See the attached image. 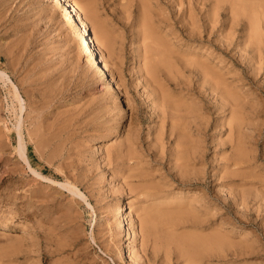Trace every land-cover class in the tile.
Masks as SVG:
<instances>
[{"label":"rangeland","instance_id":"rangeland-1","mask_svg":"<svg viewBox=\"0 0 264 264\" xmlns=\"http://www.w3.org/2000/svg\"><path fill=\"white\" fill-rule=\"evenodd\" d=\"M71 1L80 8L91 4L97 21L108 30L110 55L95 40L94 20L80 11L99 61L107 63L112 88L94 75L97 64L87 62L78 40L81 29L70 30L60 2L0 0V68L24 105L20 112L14 86L0 78V264H133L127 250L137 264H191L175 242L156 244L140 231V215L159 206L147 196L152 191L175 204L182 197L196 200L195 207L206 218V226L197 232L230 238L232 248L205 250L202 264H264V41L256 49L264 39L250 38L256 18L252 12L261 17L264 0ZM137 7L148 10L152 25L182 57L173 58L174 71L161 72L157 81L144 65V10ZM193 59L229 82L242 109L240 136L250 161L238 176L229 172L231 166L224 167L236 142L226 123L230 104L217 106L219 96L212 94ZM173 107L195 136L192 151L190 138L185 141L191 156L183 166L171 159L174 138L167 128L161 130ZM238 111L233 113L239 116ZM18 119L23 121L30 164L15 148ZM40 134L47 143L39 144ZM66 175L85 199L61 185ZM119 210L135 234V245L130 235L119 234ZM177 229L195 230L191 224ZM241 240L248 246L245 250L240 249ZM113 241L122 260L110 251Z\"/></svg>","mask_w":264,"mask_h":264},{"label":"bare ground","instance_id":"bare-ground-1","mask_svg":"<svg viewBox=\"0 0 264 264\" xmlns=\"http://www.w3.org/2000/svg\"><path fill=\"white\" fill-rule=\"evenodd\" d=\"M55 1L58 4L60 2V4L63 5V10H64V14H65V17H64L63 21L69 26L70 30L71 31H78V29H81V31H79V34H78V40L81 43V45H83V52H84V55H85V57L87 59V62L89 64H91L92 62H95V64H97L96 65L97 68L94 70V75L97 76V79L99 81L101 80L103 82H107V86H109L110 88L114 87L115 85H114L113 80L107 74V71L105 70L107 63L104 60L103 61L105 63L103 61H99L98 52L96 51V48H95L94 38L91 35L90 29L86 26V24L84 23L85 21L82 20V17H81L82 14H81L80 11L83 10V12H85V14H86V16L88 18L91 17L94 20V22H93L94 23L93 24V30L92 31H93V34L95 36V40L97 41V43H99L100 46L106 48V51L110 55V53H111V48L110 47L111 46L109 45V39H108V35H107V31L108 30L106 31L105 27L103 26L104 24L102 23V21L101 22L100 21H97V18L95 16V14H96L95 13V8H93V6L91 4H89V3H87L86 5L84 4V7L81 6V8H84V9H81L80 6H78V5H80V4H78V2L75 3V2H72L71 0H55ZM240 1H242V0H240ZM117 3H118V1H117ZM144 3H145V1H144ZM140 5L142 6V4H140ZM145 5H143V6H145ZM143 8H141V9L138 8V9L141 10L140 11L141 13H143V12L145 13V11H146V9H143ZM234 8L236 9V7H234ZM241 8H242V5H241ZM252 8H254V7H252ZM260 8H263L262 9V15H261L262 18L259 17L260 15L259 16H254V14L257 13V12H252L253 13V17H256V18H254V20L253 19L251 20V25H252L251 27L253 28L251 30L252 31L251 32V35L253 37L250 35L251 36L250 38L251 39L253 38V40H255L257 42L258 41L260 42L261 39H264V38H262V37H264V33H263L264 32V1L263 2L261 1ZM147 11H146L147 15H144V13L142 15L143 16L142 24L145 25V26H143V27H145V29H143V31H144L143 32V35H144L143 36V55H144V59L143 60H144V65H145V67L147 69V74L152 79H154V80L157 81V77L159 79V77H160L159 74L161 72L162 73L165 72L166 75H167V72H168V74L170 75L171 73H169V72L172 71L173 68H175V67H173L175 65V63H174L175 61L174 60L175 59L182 58V57H180L179 53H177L176 50L175 51L172 50L174 48V46H173V48H170L172 46L170 45L171 43L169 44L168 39L166 41V37L165 36H164L165 39H163V37H162L163 34H160L161 32L158 31V29H156L157 27L155 28L152 25V24H154V21H153L152 17H151V21H150V19H149L150 15H149V13ZM236 11H238V8H237ZM242 11H244V8H243ZM252 11H253V9H252ZM255 11H257V10H255ZM140 14H139V16H140ZM148 15H149V17H148ZM257 15H258V13H257ZM258 17L262 20V22L260 21V19ZM141 19H142V17H141ZM82 30H83V33H82ZM254 37H256V38L254 39ZM263 41L264 40H262V42H260V43H256L257 44V47H256L255 42L252 41L253 44H255V46L252 47V48L253 49L255 47H256V49L259 48L258 46H260L263 43ZM256 49L254 51H256ZM173 58H174V60H173ZM193 60H195V59H193ZM193 60H191V61H193ZM100 62L101 63L103 62V64H101ZM173 63H174V65H173ZM194 63H196V64H194L195 67H196V65H199L198 68L196 67L199 70V72H200V68H201V71H202L201 72V74H202L201 77L205 78L206 79V82H207V79H208V82L207 83H210L208 85L211 86L209 88H212L211 89L212 90V94H213V92H215V94L217 93V95L219 96L218 98H220V99H218V100L220 101V103H218V104L216 103L217 106L222 107V108H225L224 106H226L227 104H230V108H231L232 112L230 113V115H231L230 118H228L229 119L228 120L229 122L226 121V123L230 124L229 125V128H230L229 133H230V135H232V133L235 132V134H236L235 135V141L236 142H234V144H232V145H234V146H232V147H234V150H233L234 152H232V154L230 156H226V158H225L227 160V164H226L227 166H225V164H224V167L227 169V168H229L231 166V168H229V170L230 169H232V170L229 171V172L230 173L231 172L236 173V175H237V173L239 172V170H241L240 168H242V166H244L243 164H245L248 161H250V160H248L246 158V155L248 156V154H246L247 153V151L245 150L246 148L245 147L243 148V145L244 144H242L243 143V140H241V136H240V134H242V132L244 131V130L241 131V128L244 125V123H242V122H245V120L243 121V119H242L243 118L242 117L243 116V113L241 112L242 109L239 110V108H238L239 106L237 105V102L235 101L236 100V97L234 98L232 96V94H231L232 90H230L231 88L228 89V87H230V85H228L229 82H228V84L225 83V81H223V80H226V79H224L223 76L221 77V75H220V77H218L216 75L218 73H216L215 70L212 71L211 70L212 68H209L207 66V63L204 62L205 63L204 64V63L200 62L199 59L197 61L195 60ZM206 67H208L209 69L207 70ZM209 70H211L212 72L215 71V73L212 74L211 71L209 72ZM165 73H163V74L165 75ZM0 78H2L4 81H7V82L10 81L12 83V87L14 86V89L13 90H15L14 93H15L16 98H18V100L20 101L19 103H20V109H21L20 112H21L23 110V108H24V105H23V98H22V96H21L18 88L16 87V85L10 79L8 73L5 72L4 70H2L1 68H0ZM204 82H205V80H204ZM204 82H203V84H205ZM167 96H169V93H167ZM166 99H167V102L171 100L169 98H166ZM233 100L235 102H233ZM167 105H168V103H167ZM172 105H173V103L171 104V107H172ZM163 106H164V103H163ZM241 107L242 106H240V108ZM25 108H26V106H25ZM151 108H152V106H151ZM173 108L175 109L176 113L174 111H172V110H174ZM173 108H172V110H170V112H168V113L166 112L167 114H165V115L166 116H170V117H168V120L167 121H166V119H164L166 116L163 118V120H162V129L161 130L164 131V127L167 128V130H169V136L174 138L173 139V142L175 141V145L174 144L173 145L175 146V148H174V146H173V148L175 149V151L172 152V154H171L172 158L171 159L174 160V162L177 163V164H179L180 166H183V165H185V162L186 161L187 162H188V160L190 161V156L191 155L188 154V153H191L192 149H194L196 147V145H195L196 143L192 139L195 136L194 135L192 136V134L188 132L189 131L188 124H186V122L184 123V121H182V117L180 116L181 114H179L178 109L175 108V107H173ZM235 109L237 111L239 110L241 112V113H239V116L233 113V112H235ZM238 112H237V114H238ZM20 114H19V116H20ZM176 114H178L179 116H177ZM23 116L25 117V115H23ZM23 119H25V118H23ZM224 121H225V119H224ZM166 122H167V126L165 125ZM96 123L98 125V122H96ZM222 123H223V121H222ZM15 129H16V135H17V140H18V143H16V146H15L16 151L18 152V154L22 158H24L30 164V161L28 160V156L26 155L27 143H26L25 135H24V131H23V121L22 120H19V122L16 125ZM39 129L38 130L36 129V131H40L41 130V129L40 130ZM129 131H130V129L128 130V132ZM132 131H130V133ZM29 132H30V130H29ZM35 132L33 130L32 133L31 132L30 133L31 134H33V133L35 134ZM37 133H36V136L38 137L39 134L37 135ZM40 135L42 137L41 138L39 137L40 140L38 139L39 140V144H41V143L42 144L47 143V139L42 134H40ZM242 135L244 137V134H242ZM36 136H35V138H36ZM129 137L130 136H128V138ZM31 138H33V137H31ZM35 138L33 139L34 141L36 140ZM129 139H131V138H129ZM187 139H189V141H191V143H189V146H190V150L191 151L188 150L189 147L187 148L185 146V141ZM231 139L232 138H230V140ZM233 139L231 141H233ZM39 144H38V141H37V143H35V146H37L38 149H40L39 148ZM38 149H37V151H38ZM45 151H46V149H45ZM43 153H44V151H43ZM43 153L41 151V155ZM193 153H192V155H193ZM42 156H44V155H42ZM65 159L63 161V164H64V162L66 163V160ZM52 161L53 160H51V162ZM59 163H61V161ZM186 164H188V163H186ZM247 164H249V163H247ZM66 165H68V164H66ZM70 165L71 164H69V166ZM59 166H61L60 167L61 170H64L63 169V165H59ZM129 166L132 167L131 164H129ZM232 166H235V167L232 168ZM31 168L34 171V173H37L38 175L43 176L45 178H49V177L44 176L43 174H41V172H38L37 171V168H34L33 166H31ZM236 168H237V170H236ZM243 170H246V168L243 169ZM62 172L64 173V171H62ZM233 173H232V175L234 177L235 174H233ZM239 175H242V174H239ZM243 176L245 177L246 175H243ZM58 182L60 183V181H58ZM58 182H56V183H58ZM61 185L64 186V188H66L67 190L69 189L68 191H71L74 194L73 196L77 195L78 197H81V198H84V199L86 198L85 195L77 188L78 186L76 187L75 184L70 180V177L68 175H66V181L63 182V183H61ZM145 192H146V190H145ZM240 192H241V190H240ZM257 195H258V193H257ZM147 196H150L152 202H155L156 201L157 204H159V206H156L155 208H152L151 210H148L144 214L143 217L140 215V219H141V223H139V224H141V230L140 231L141 232H145L146 233V236L148 238L152 239L154 241V243L158 244V243H160V241H163V240H165L166 243L167 242L168 243L175 242L178 246H180L182 248V252H183L182 255H184L186 257V260L189 263H191V264H202L201 258L204 256V251L207 250V249L214 250V252L215 251H218L220 253V251H222L223 249H225V247L226 248L228 247V249L229 248H232L231 246H233V243L230 241V238L227 235H224V234H221V233H212V231L209 232V233H206V232L205 233H200V232L198 233L197 232L198 231L197 229H200V228H203V227L206 226V220H205L206 218H202L199 210L195 207V204L197 202L196 200L189 199V198L185 199V198L182 197L180 199V201L175 204V203H173V200L167 201V200H164L165 199L164 197H161L160 198V195L158 193H156V192H153V191L151 193L148 192V195ZM243 196H245V194ZM128 203L129 202H127V204ZM132 206H133V204L129 203V207H132ZM118 215L121 218V224H120L121 226L119 227V229H121V230L119 231V234H121V231H122V232H125L126 234L130 235V240H131L130 243H131V245H135V241H136L135 234L132 235L131 232H130V230L127 228L126 224L123 223V222H125V218H124V215H123V211L119 210ZM186 224H191L195 228V230L194 231H184V232H181L180 231L181 233H178L177 227L180 226V225L181 226H183V225L186 226ZM136 230L137 229H135V231ZM0 233H2V231ZM136 233H137V231H136ZM145 233H144V235H145ZM243 242H244V240H241L240 243H238V244L241 247L240 249H243L244 248V250H245L246 248H248V246H246V245L242 246L241 244ZM111 244H112L111 247H113V250L110 249V251H112V252L115 251V255H116L117 259L118 260H122L123 259V256L120 254V251L118 250L117 242H114L113 241V243H111ZM239 246H236L235 245L234 247H239ZM122 249H123V246H122ZM126 252L128 253L127 256L131 259V261L133 262V264H137L138 263L137 257L134 254L132 255V253L129 252L128 250ZM0 254H2V253H0Z\"/></svg>","mask_w":264,"mask_h":264}]
</instances>
